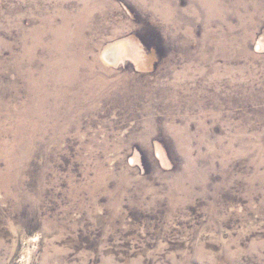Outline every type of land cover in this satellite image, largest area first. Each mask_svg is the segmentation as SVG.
<instances>
[{"label": "rangeland", "instance_id": "obj_1", "mask_svg": "<svg viewBox=\"0 0 264 264\" xmlns=\"http://www.w3.org/2000/svg\"><path fill=\"white\" fill-rule=\"evenodd\" d=\"M0 264H264V0H0Z\"/></svg>", "mask_w": 264, "mask_h": 264}, {"label": "bare ground", "instance_id": "obj_2", "mask_svg": "<svg viewBox=\"0 0 264 264\" xmlns=\"http://www.w3.org/2000/svg\"><path fill=\"white\" fill-rule=\"evenodd\" d=\"M63 71H64V70H63ZM61 72H62V71H61ZM61 72H60V73H61ZM55 73H56V72H55ZM56 74H57V73H56ZM56 76H57V75H56ZM61 76H63V74H61ZM56 78H57V77H56ZM60 78H61V77H60Z\"/></svg>", "mask_w": 264, "mask_h": 264}]
</instances>
